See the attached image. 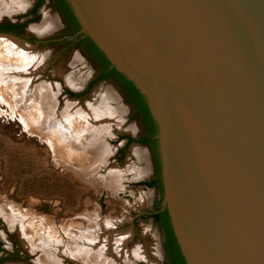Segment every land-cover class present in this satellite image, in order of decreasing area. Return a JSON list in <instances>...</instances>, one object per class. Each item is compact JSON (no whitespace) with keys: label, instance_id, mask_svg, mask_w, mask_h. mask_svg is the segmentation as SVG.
<instances>
[{"label":"water","instance_id":"water-1","mask_svg":"<svg viewBox=\"0 0 264 264\" xmlns=\"http://www.w3.org/2000/svg\"><path fill=\"white\" fill-rule=\"evenodd\" d=\"M66 1L145 99L185 264H264V0Z\"/></svg>","mask_w":264,"mask_h":264},{"label":"rangeland","instance_id":"rangeland-1","mask_svg":"<svg viewBox=\"0 0 264 264\" xmlns=\"http://www.w3.org/2000/svg\"><path fill=\"white\" fill-rule=\"evenodd\" d=\"M38 3L0 0V23L19 27L5 34L38 62L24 75L32 80L27 95L54 85L53 120L61 123L65 107L75 108L74 115L84 117L77 123L85 128L88 120L96 129L105 156L97 162L66 158L65 150H52L44 130L23 126L22 105L0 101V264H87L64 252L72 245L89 248L83 235L104 246L103 264H168L165 229L152 217L164 196L161 165L151 144L136 143L145 135L141 117L112 80H97V66L67 37L55 0ZM92 112L101 118L90 121Z\"/></svg>","mask_w":264,"mask_h":264},{"label":"bare ground","instance_id":"bare-ground-1","mask_svg":"<svg viewBox=\"0 0 264 264\" xmlns=\"http://www.w3.org/2000/svg\"><path fill=\"white\" fill-rule=\"evenodd\" d=\"M11 39L0 36V85L2 86V83H4L5 86H7L6 88L9 90V94L6 96V92L2 90V87L0 88V101L9 102L12 98L10 103L12 102V104L17 103L18 105H22L23 114L18 112L20 122L28 131L32 128L34 129L35 127L37 129L44 130L48 134L46 142L53 151L58 153L61 152V150H65L66 153L64 155L66 158L77 157L82 158L83 160L91 158L90 161L92 162H95L93 161L95 159L96 162L102 159L103 156H105V150L103 145L101 146L97 140L96 134H94L96 129L88 123V120H85L88 125L85 128L79 125L76 118L84 119V117L74 115L78 114L75 108L70 109V107L67 106L69 104H67V107H65V109L61 112L62 122H65L64 124L66 125L62 124V122L60 123L53 120V111L55 109L53 99L56 94V88L53 87L54 85L41 84L34 88L32 94L29 93L30 95H27V92H29L28 86L32 80L30 79V76V78L27 77L28 75L26 76L28 79H24V75L28 74L26 72H32L38 62L35 63L36 58L32 56L30 48L27 47L29 49L27 50L25 46H22L23 44H19L14 41L15 39ZM13 58L16 60L12 61ZM38 59L40 60V58ZM17 65L19 66L17 67ZM15 100H17V102ZM17 104L16 106H18ZM98 114L99 113L96 114L95 112H92V114L90 113L87 116H89L90 121H93L95 118H98ZM99 118H101V115ZM85 147H89V153L84 155L83 151H85ZM88 236L83 235L81 239L84 241L86 240L90 244L89 248L77 249L72 247L73 245L71 247L66 246L64 248L65 254L73 259L80 258L87 264H103L102 262L106 260L103 256L104 246L99 245L100 243H97L94 237ZM101 244L103 245V243ZM91 246H95V248L97 247L96 250L98 249L101 253L92 249ZM46 251L43 252L45 257L44 259H48L50 261L51 258ZM44 261L41 263L46 264V261Z\"/></svg>","mask_w":264,"mask_h":264},{"label":"trees","instance_id":"trees-1","mask_svg":"<svg viewBox=\"0 0 264 264\" xmlns=\"http://www.w3.org/2000/svg\"><path fill=\"white\" fill-rule=\"evenodd\" d=\"M41 1L42 0H40V3ZM40 3H38L37 6ZM55 7L59 9L65 17L67 37L72 38L74 44L81 46L82 50L91 60V62L97 66L99 70V76L97 77V80H112L125 94L127 101L131 105H133L135 109L134 117H141L142 123L145 128V136L141 140H139V143L151 144L155 154L158 156L157 141L155 139V136L157 134V126L149 113L144 97L122 74L118 73L114 68L110 67L107 59L96 48V46L88 37L78 34L80 27L67 1L55 0ZM35 10L36 8L33 10V14L35 13ZM14 29L18 28L10 24L0 25V32L3 33L10 32ZM129 142L132 143L133 140L129 138ZM156 183L157 181L147 183L146 185L148 187H152L156 185ZM152 217L161 222L162 226L165 229L166 240L163 244V249L167 259L169 260V264H185L176 239L173 235L167 211L158 208L156 213H154Z\"/></svg>","mask_w":264,"mask_h":264},{"label":"flooded vegetation","instance_id":"flooded-vegetation-1","mask_svg":"<svg viewBox=\"0 0 264 264\" xmlns=\"http://www.w3.org/2000/svg\"><path fill=\"white\" fill-rule=\"evenodd\" d=\"M6 24H10V25H14V24H11V23H0V25H6ZM14 26H16L17 28H19L18 27V25H14ZM145 136V135H144ZM143 136V137H144ZM142 137V138H143ZM131 139V138H130ZM139 140H141V138L140 139H137V141H136V143H138L139 142ZM128 141H129V138H128ZM141 144H148V143H141ZM164 244V243H163ZM163 251H164V249H163ZM164 254H165V252H164ZM166 255V254H165ZM168 260V259H167ZM168 264H169V260H168Z\"/></svg>","mask_w":264,"mask_h":264}]
</instances>
